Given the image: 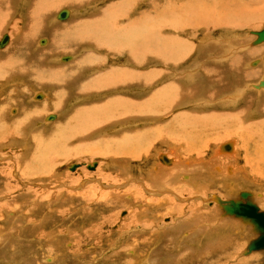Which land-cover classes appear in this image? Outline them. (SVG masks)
Segmentation results:
<instances>
[{"label":"rangeland","instance_id":"obj_1","mask_svg":"<svg viewBox=\"0 0 264 264\" xmlns=\"http://www.w3.org/2000/svg\"><path fill=\"white\" fill-rule=\"evenodd\" d=\"M28 1L31 2V0ZM94 1L96 3H93V0H87L82 5L80 4V7H78L79 4L77 3V1H74V3L76 4L71 5V3H68V5L65 6L64 4H62V6L58 8L57 6L55 7V4L53 5L52 3V7L48 6L49 8H51H48L50 11L48 14L49 17L46 21L47 27L56 30L57 33L60 28L62 29L65 26L68 27L72 23L71 21L75 18H77V20H84V18L86 17L90 18L96 12H98V10L103 9L109 3H116L119 0ZM157 1L161 2L162 0H156V2ZM20 2L21 0H13L11 3L12 6L8 11L9 14L12 13V16H10L12 20L9 19L10 17L8 18L9 20L7 19L8 25H14L15 21L17 20L18 29L16 28L15 31L19 32H14L15 35H19L20 32L26 30L25 22H23L26 17H24L23 14L14 15L15 12L18 13L20 11ZM147 2H149V0H138L135 2L136 4L134 3L135 6L132 4L133 7H130L129 12L127 11L126 13V19H132L136 17L140 11L143 12V10H146V7H149ZM75 6L77 9L75 8ZM64 8L71 9L70 11L72 14H70V17H68V19L64 21L56 20V13ZM74 9L75 11L77 10V12H75ZM78 10L80 11L78 12ZM102 14L104 13H101L99 17H101ZM151 15L153 16L154 14ZM18 20H20V22ZM142 25L141 28H146V23H143ZM263 27L264 18L253 24H245L244 26L237 27L232 30L226 29V32L224 28L217 27L212 31L206 32V34H209L208 37H210V39L220 37L218 39H222L221 45H217L214 40H212V43L210 41L206 46L201 45L202 29H198V31H194V33L192 31V39H188L187 37L185 38L188 39V42H191L193 46L195 45L194 48L196 47V50L200 48L198 46H202V58L207 57L208 54V58H211L214 54L218 55L224 53L225 49L227 48L226 44L228 43H226L225 38L227 39V37H231V35L234 36L233 38H229V44L240 46L244 43L247 46L245 47L243 45L240 51H234L232 52V55L228 57L227 60H238V62L234 63V66L233 68H231V70L229 69L230 66L226 62L227 60L220 63L214 61L213 58L205 60V65L212 66L213 64L214 66V64L216 63L215 66L218 65L217 68L220 69V74L218 75V77H214L212 80H210V78H207L208 80L206 79L210 82L209 84L207 81L205 82L203 78L204 76L202 75L199 76V78H197L198 80L196 79L195 82H191L192 84L190 83V85L189 83H185L187 86L183 85L181 81V83H179L181 84L180 86L187 88L185 89L187 90L185 92L188 93L186 97L187 99L185 97H178L179 101H176L177 105H175V108L173 109L171 114L172 119L170 118V116H168V114H162L163 116L160 115L159 117H154L152 114H150L151 117H147L146 109H148L149 107H141V109L137 108L134 110V112L137 110L136 113L138 112V116L139 114L144 115L139 116L141 117L139 118V121L131 118L128 119V117L126 116L124 118V122L118 124L115 123L114 120L116 119V113L119 112V108H117L118 111L115 108L113 109V111L115 112L111 110L112 112L109 113H112V115L108 114V116H110L112 119L109 117L106 118V120H108V122L110 123L105 125L104 128H101L102 131L100 135L95 134L98 131L97 130L95 133H86L87 136L81 134L84 139L81 138L79 134H70L68 138H65L68 140V142L65 139V141L60 140L61 142H59V145H63L65 147L62 148L63 153L62 151L58 152L59 157H61L62 155V159H60L61 162H59V164L56 166L55 171H50L48 173L50 176H43V179L41 181L37 180V182L36 180H34L32 183L26 184L22 181L19 182L20 180L18 181L14 176V166L17 165L16 162L20 163L21 161V163L19 164L21 166L22 163L24 164V162L28 163L29 161H31L34 153H37L39 150L43 149L45 140H43L42 146V143L39 144V142L43 138L37 137L35 135H32V137L35 138H30L31 136L28 133L29 129L28 127L24 126L26 133L23 138H25L27 142L25 149L23 150L24 146H20V141L14 142L16 140L12 141L10 139L11 137L9 138L3 136V134H0V204L2 205H0V209H3L4 211L9 210V215L5 217V219L0 220V264H264V247H261L262 249L257 248V250L251 247L253 241H255L261 234L257 221L252 217L238 215L224 209V207H229V205L231 206L236 203H249L255 205L259 210V213L264 214V205H262L264 203V179L262 180L260 178H257V176H254L247 177L246 180L252 179L251 182L242 180V173H238V170L235 168L236 166L238 168L239 166L243 165L242 148L243 146L244 148L249 147L251 141H249L250 139L248 140L247 138L240 139V137L236 138L234 136H229V134L232 132H228L229 129H231L229 128L231 127V114L235 113L234 122L237 125L234 126L239 127V125L248 122V119L242 121V119L244 120L245 114H240V108L241 106L245 105L244 102L246 99L248 102V108H252L255 102L259 100L260 102L258 107H264V88H246L249 83H255L256 81L260 80L264 71L262 70V66H260V64L256 66L247 65L248 62L254 59H262L261 57L264 55V43L257 44L255 46L248 45V43H250L254 38L250 31H260ZM210 29L208 28V30ZM136 30L137 29L134 27L133 32L136 33ZM33 31L34 29L28 34V36L30 37V41L28 42V49L30 50L29 52L32 53L35 51L34 53H38L40 48H42V50L44 49V47L48 48L47 45L50 39H48L49 37L46 35V32L41 31L34 33ZM163 31V33L162 30L159 31L162 33V36L170 35L173 38L174 36H184V34L188 30L184 31L185 33L183 32V34L181 35H178L179 33H176L173 30H170L169 32V29H163ZM150 32L151 34L149 36H154V39H156L155 33L157 32H155L154 30ZM229 32H231V34ZM4 34H7L10 37L9 39L11 41H9L3 48L0 47V55L1 53H4L9 49V46L12 42L11 34L8 28L1 31L0 38ZM238 34L242 38H237L236 36H239ZM37 38L38 41L36 44ZM42 38L46 40L43 44L39 42V40ZM222 45H224V47ZM87 46H91L90 49ZM94 47L95 45L93 43L84 44V46L75 45L72 47L73 49L71 51H61L55 53L47 58L48 65H45V67L50 69H58L61 68V66L63 67L75 62V60L82 56H93L92 59L94 62L92 63H95V65H92L91 67L86 69V71L89 70L88 74L90 75V77L95 76L103 70H106L110 65L111 67L114 66V68L122 67V63H124L125 60L124 57H118L119 61L118 59L115 60V58H108V53L106 52V50L103 51L102 49H98L100 51H96L97 49H94ZM207 49H209V51ZM230 49H232V47H230ZM196 50L195 53L191 54V56L190 52L192 51L189 52L188 56L190 59L196 56ZM204 51L206 53H209L204 54ZM26 54L27 53H25L24 58H27L28 55H30L27 54L26 56ZM192 55L194 56L192 57ZM33 56L34 55H31L30 57L34 58ZM98 56L106 58L105 60H103L104 64L97 65L96 61H98ZM62 57L69 58H67V61H61L60 58ZM143 67L144 68L140 67L141 71L149 69V67L145 65H143ZM140 68L137 70L140 71ZM236 70L237 72L241 71V73H236ZM164 72L162 73L163 75L161 74L162 77L159 76V83L158 85H155L156 88L159 85L161 86L163 84L172 82L171 80L174 81V79H170L172 73L170 74L169 70H165ZM190 73L194 74V71H191ZM21 78L24 80L23 77L15 75H10V77H7L3 80L0 79V91L6 92L10 90L9 92L15 95L16 90L19 87H22L21 91H18V95L21 94L19 98L22 100L25 108L31 107L29 111L32 114L28 113L27 116L33 115L31 117H33L34 119L32 118L33 123L31 122L30 127L32 131H34V133L35 131H42L43 133V130L48 128L49 125L52 126L56 124V122L58 123V121H61L64 116L68 115L73 110V108L75 109L81 105H84V103H92L95 100L93 104H96L97 102L104 101L107 98H115L120 96L130 98H132L133 96L134 98H140L143 95V97H147V94L155 89V87L152 86L148 89L146 87L143 89L144 93L142 90L138 91V93L137 91H134L141 86H136L134 88L127 87L128 89L124 87H119V89L111 88L108 89V91H111V93L102 91L99 92L100 95L98 93H95L93 95L90 94V96H88L86 99H80L79 101H77L78 96L74 94L72 96L70 94L71 96L68 95L66 99L67 103L65 100V107H63L64 112L62 111L61 113V111L59 110L41 112L38 118L35 119V117L37 116H35L34 113L37 111H33L34 104L35 106H37V104H39L38 102L45 100L46 98H44V93L47 95L50 91L52 93L54 89L50 88H52L53 85L50 83L51 85L47 84V86H41L40 84L36 86L34 82L31 84L29 82L27 83L26 81H23L24 83H22L20 82V80H22ZM177 78L179 80L183 78L182 74H179ZM12 79H14L15 81H12ZM214 79H216V81ZM219 79L220 81H218ZM163 81L164 83H162ZM175 81L178 82L177 79ZM5 82L8 83L5 84ZM199 86L200 88L202 86L204 87H202L203 89L201 88V94L205 97V93L207 92L205 98L208 97V99L210 98L209 100L212 101L214 99L216 100L215 97H219L223 93L226 94L230 90L233 91V89H235L234 87L239 89L245 87V94L241 98L239 104L233 107L226 106V108L222 105H217L213 104V102H210V105H200V110L196 108V110H194V107H191V105H187L186 103L191 104L195 100H197V98L195 99L194 97L200 94L198 93L199 91H197L198 89L196 88H199ZM193 87L197 89L194 92L192 91L194 89ZM206 87H208L207 90L205 89ZM36 93H42L43 95L41 94L42 97L40 99H36L35 96H33ZM15 98L17 99V97ZM182 100L184 102L186 101L185 105ZM189 100L192 102L189 103ZM9 101L10 103L13 102L12 99ZM166 106H171V100L162 101L159 108L162 109ZM11 108L12 111H10L11 115L8 116V120H12L18 115V109H16L17 106H13ZM189 112H192L193 114H204V119H208H205L206 121L204 123L206 124H204L205 129L203 128V130L206 133L203 132L202 137L203 139L206 138V144L204 147H200L203 157L201 161L197 160V162V150H194L193 153L191 152L192 154H189L190 150H188L186 148V145L184 144L185 141L187 142L193 139L192 135H185L186 133H182L179 135V137L176 138L174 137L176 133H170L172 131V128L174 130H177L181 126L188 131H193L195 129V123H184ZM50 114L54 115V118L51 120H47L46 116ZM113 115L115 117H113ZM164 115L166 116V118H164ZM215 117H217L218 119L216 118V120ZM219 117L221 120L219 119ZM240 117L242 123L236 122L235 120ZM250 118L254 121L260 118L263 120L264 110L257 116L251 115ZM224 119L226 120L224 121ZM132 120L134 122H131ZM89 123L93 122L90 121ZM169 123H171L172 128L171 126L166 127ZM212 124H214V128L209 126H212ZM205 125L207 127H205ZM77 126L74 127V129H77ZM156 126L158 128L160 127L161 129L154 132L155 137L152 139V137H149L152 136V134L148 132L150 131V129H152V127L156 128ZM71 127L73 128V125ZM255 127L257 128V126ZM134 129H141L140 134L144 137H149L147 143L145 142V139L144 143H142L145 147V150L135 151L137 154L144 153V156L140 155L135 158L122 154H117L115 156L114 153H110L103 157L98 155L91 157L89 156V154H87V149H89L90 146L98 145V138L101 139L109 137L108 140L110 144L116 142V144H120V142L123 144L124 138L127 139L132 137V135H130V131H134ZM76 131H78V129ZM181 131L184 132V130ZM122 133V139H115L116 136H118L119 134L122 135ZM95 135L96 137H94ZM59 137L63 139L62 136ZM91 138L93 141L90 140ZM172 138L174 139V141ZM229 139L232 140L237 146L235 156L230 155V157H223L218 154L222 155L226 153H218V151L216 154V146L220 145L221 142L228 141ZM183 140L184 142H182ZM208 140H210V142ZM1 141L3 142L1 143ZM167 141L169 142V144H166L168 143ZM178 141H180L182 144ZM62 142L66 144L64 145ZM38 145H41L40 148L42 149H37ZM72 148H74L73 151ZM68 149L71 150L75 156L72 155V153H69L70 151ZM159 153L173 155L176 162L169 165V168L165 165H161L160 163H158V161H156L157 154ZM65 154H67V156H65ZM113 156L115 157L113 158ZM17 157H20V161H18L19 159ZM94 162H97V165L94 169L90 170L89 168ZM153 163H156L157 166L155 167V164L153 165ZM199 163H202V166H198ZM72 164H76L78 166H76L74 170H71L69 169V167ZM102 164H107V167H102ZM186 164L194 166L190 167L191 172H184L185 170H182L186 167ZM152 165L154 168L151 167ZM178 165H181L179 174L173 178L169 177L162 182L150 180L149 177L151 175H154V172L152 174H147L148 172L153 171L156 168H161L162 170L180 168ZM228 165L233 169L231 173H228L227 169L225 168L228 167ZM30 166H32L33 169V165ZM100 170L103 172H101ZM225 172L227 173L225 174ZM234 174H237V176H239L233 178L232 175ZM137 176L140 177L139 181L133 179H138ZM40 177L41 176L39 175V178ZM255 177L257 180L255 179ZM48 179H50V181ZM180 182H183L185 184H180ZM9 183L11 185L13 184L12 189L14 188V190H11L12 193L6 190L10 188ZM198 183L200 184L199 187H197ZM188 184H190L191 186ZM29 192L30 194H28ZM47 193L50 195L49 197L44 196V194ZM14 195H17V197H14ZM112 197L114 198L113 200H111ZM133 197L139 198L140 202L133 201ZM155 199H164V202H167L166 205L164 204V206L170 208L164 210V206L163 209L159 208L158 206H146V200L153 201ZM5 201L9 203H4ZM23 206L26 209L31 206L33 208L36 207L35 211L32 208L33 213L29 214V219L25 221H23L22 215V211L24 210L22 208ZM3 210L0 211L3 212ZM138 210L140 211L137 213ZM208 213H212L214 214V216L212 214L208 215ZM252 220L256 224H254L256 227L250 223ZM8 222H12V224H9ZM15 224H17V226Z\"/></svg>","mask_w":264,"mask_h":264},{"label":"bare ground","instance_id":"obj_2","mask_svg":"<svg viewBox=\"0 0 264 264\" xmlns=\"http://www.w3.org/2000/svg\"><path fill=\"white\" fill-rule=\"evenodd\" d=\"M12 1L13 0H0V29H1V31H3L4 29L6 30V28H8L10 31V34H11V38H12V42L9 46V49L6 52L1 53V55H0V79L3 80V79H6L7 77H10V75H15V76H19V77L24 78V80L22 78H21L22 80H20V82H22V83H24L23 81H26L27 83L29 82L31 84L34 82V84L36 86H38L39 84L41 86L42 85L47 86V84L53 85V87L50 89H54V91L51 93V91L49 90L50 92L48 95L44 93V96H45L44 98H46V99L38 102L39 104H37V106H35V104H34L33 111H37L35 113L33 112L35 114V116H37V117H35V119L38 118V116H39V114H41V112H49V111L59 110L62 113L63 107H65L64 106L65 100L67 99L68 95L73 96V94H74V95L78 96L77 101H79L80 99L81 100L86 99L88 96H90V94H92V95L95 93L99 94V92H102V91H106V92L111 93V91H108V89H111V88H118V89H119V87L134 88L136 86H138V87L141 86V87L138 88L140 90L137 89L134 91V89H133L134 92H136V91L138 92V91L142 90L144 93V90H143L144 88L147 87V89H148L151 86L155 87V85H158V83H159L158 78H159V76H161V74L165 70H169L170 74L172 73L170 76V79H174V81L171 80L172 82H170V83L163 84L161 86L159 85V86H157V88L155 87V89H153L152 92H149L147 94V97L146 96L143 97V95L140 98H136V97L134 98L133 96H132V98L120 96V97H115V98L114 97L107 98L101 102L96 101L97 102L96 104L95 103L93 104V102H95V100L92 103H88V102L86 104L84 103V105H81L75 109L73 108V110L68 115L64 116L61 121H58V123L56 122V124H54L52 126L49 125L48 128L43 130L44 131L43 133H42V131H35V133H34V131H32V129L30 127L31 122L33 121L34 118L31 117L33 115L27 116V114L30 113L29 110L31 107L25 108L24 104L22 103V100L19 98V96H21V94L18 95V93H19L18 91H21L22 87L21 88L19 87L16 90V92H15L16 96L13 93L9 92L10 90L6 91V92L0 91V119H1L0 134H3V136L9 137V138L11 137L10 139L12 141L16 140L14 142L20 141L19 142L20 146L21 145H22L21 147L24 146L23 150L25 149L26 142H27V140L25 138H23L25 133H26L24 126L28 127V129H29L28 133L31 136L30 138H35V137H32V135L43 138L39 142V144L42 143V146H43V140H45L43 149L40 148L41 145H38L37 149L40 148L42 150H39L37 153H34L32 160L29 161L28 163L24 162V164L22 163L20 166L19 165L21 163L20 157L19 158L17 157L19 159L18 161H20V163L16 162L17 165L14 166V168H15L14 176L17 178L18 181L20 180L19 182L22 181V182H25V184L26 183H32L34 180L41 181L43 179L42 177L46 176V175L48 176L49 175L48 173L50 171H55L56 166L59 164V162H61L60 159H62L61 158L62 155H61V157H59L58 152H61L62 148L64 147L63 145H61V146L59 145L60 144L59 142H61L60 140H64L65 138H68V136L70 134L71 135L72 134H75V135L79 134V136L84 139V137H82L81 134H83L85 136L86 133H88V134H91L92 132L95 133L97 130L98 131L95 134L100 135L101 131H102L101 128H104L105 125L110 123V122H108V120H106L107 117L111 118L110 116H108V114L110 112H112L113 109H115V108L116 109L119 108V112L116 113V119L114 120L115 123H118V124H121V122H124V120H125L124 118L126 116L128 117V119L131 118V119H135V120L139 121V118H141L139 116L140 115L144 116V115L139 114V116H138V112L136 113L137 110L135 112H134V110L137 108L141 109V107H143V108L149 107L148 109H146L147 110V113H146L147 117H149L150 114H152L154 117H157V116L159 117L162 114H168V116H170V118L172 119L171 114H172L173 109L175 108V105H177L176 101L178 100V97H180V98L185 97L186 98L187 94H188L187 92H185V91H187V90H185L187 88L180 86L181 84H179V83H181V81H182L183 85H186L187 83H189V85H190L191 82L192 83L195 82L196 79L199 78V76H201V75L204 76L203 78H204L205 82L208 80L207 78H210V80H212L214 77L215 78L218 77V75L220 74V69L217 68L218 65L215 66L216 63L214 64V66H213V64H212V66L205 65L204 61L207 59L209 60V59L213 58L214 61H217L218 63L225 62V60H227L228 57L232 55V52L238 51V50L240 51V49L242 48L243 45L245 47L247 46L244 43L240 46L229 44V38H233V36H234V35H231V37H227V39L225 38L226 43L227 42L228 43L226 44L227 48L225 49L224 53H221L218 55L214 54L213 57H211V58L210 57L208 58V56H209V54H208L207 57L202 58V53H203V52H201V50H203L202 46H198L200 48H198V50H196V47L194 48L195 45L193 46V44L191 42H188L189 38L192 39V31L194 33V31H198V29H202V38H201L202 44L200 43L201 45L206 46L209 44L210 41L212 43V40H214V42L217 45L218 44L221 45L222 39H218L220 37L215 38V39H210V37H208L209 34L207 35L206 32L212 31L213 29H216L217 27L224 28L225 32H226V29L232 30V29H235L237 27L244 26L245 24L246 25L253 24V23L260 21L264 18V0H162L161 2H159V1L156 2V0H149V2H147L149 7H146V10H143V12L140 11L138 13V15L132 19H126L127 11L129 12V8L133 7L132 4L135 6V4H136L135 2L138 0H119L116 3H114V2L109 3L103 9L98 10V12H96L90 18L86 17V18H84V20H77V18L74 19V17H73L74 20L71 21L72 23L70 25L67 24V25H69L68 27L65 26L62 29L60 28V30H58L56 33V30H53L52 28H48L47 24H46L47 23L46 21L49 17L48 16L49 11H50L49 9L52 7V3H53V5L55 4V7L57 6V8H58V7L62 6V4H64V6L68 5V3H71V5L76 4V3H74V1H77V3L79 4L78 7H80V4L82 5L87 0H31V2H29L28 0H21L20 3L22 5L19 3L20 11L18 13L15 12L14 15L23 14L24 17H26V19L23 21V22H25L26 30L20 32L19 35L16 34L17 35L16 36L14 32H16V33L19 32V31H15L16 28L18 29L17 20L15 21L14 25H8V20L9 19L12 20V18L10 17V16H12V13L9 14V12H8L12 6L11 5ZM14 1H16V0H14ZM94 2L95 1L93 0V3ZM48 6H51V7L49 8ZM75 8H76V6H75ZM67 10H68V16L66 18L58 19L57 18L58 13H57L55 15V19L60 20V21H64V20L68 19V17H70V14H72V13L70 11L71 9H67ZM74 11H75V9H74ZM79 11L80 10H78V12ZM75 12H77V10ZM101 13H104V14H102L103 17H102V15H101V17H99ZM150 13L154 14V15L152 16ZM145 15H146V18H145ZM144 19H145V22H144ZM18 21L20 22V20H18ZM143 23H146V25H145L146 28L145 27L141 28V25ZM4 27H6V28H4ZM134 27L137 29L136 33L133 32ZM208 28L209 29L211 28V29L208 30ZM33 29H34V31H33L34 33L45 31L46 35L49 37L48 39H50V41H51V42L50 41L48 42V45H47L48 48L44 47L43 50H42V48H40L38 53H34L35 51L30 53L29 52L30 50L28 49V42L30 41V37L28 36V34ZM152 29L155 32H157V33L154 32L156 35V39H154V36L153 37L149 36L151 34L150 31H153ZM163 29L164 30L169 29V32H170V30L171 31L173 30L176 33H179L178 35L183 34L184 31H187V30L188 31L186 33L184 32L185 33L184 36L182 35V37H184V38H182L180 36H174L172 38L170 35L169 36H162V33L164 32ZM160 30H162V33L159 32ZM1 31H0V33H1ZM231 32H229V33L231 34ZM255 32H259V31H252V32L250 31V33L254 36V38L250 43H248L249 46H255L257 44L264 43V41H262L260 43H257V42L254 43V39H256V34H254ZM186 34H188V35H186ZM173 35H175V34H173ZM41 36H44V35H41ZM177 37H179V38H177ZM185 37H187L188 39H186ZM236 37L242 38L240 35L236 36ZM9 38L10 37L8 36V42L11 41ZM37 41H38V38L36 40V44H37ZM44 41H46V40L43 38L39 40V42L41 44H43ZM243 42H245V41H243ZM89 43H93L95 45L94 49H97L96 51H100L98 49H102L103 51L106 50V52L108 53V58H115V60H116V59H118V57H120V58L124 57L125 60H124V63H122V64L123 65L125 64V65L124 66L122 65L121 68H116V67L114 68V66L111 67V65H110L107 67L106 70H103L102 72H99L95 76H91V77L88 74L89 70L86 71V69H88L92 65H95V63H92V62H94L92 59L93 56L92 57H90V56H84L83 57L82 56V57L78 58L77 60H75V62H73L71 64L67 63L68 65L63 66V67L61 66V68H58V69H50V68L45 67V65H48L47 64V58L49 56H51L55 53L61 52V51H71L73 49L72 47L75 45H77V46L83 45L84 46V44H89ZM222 46L224 47V45H222ZM87 47H89V46H87ZM90 47H89V49H90ZM230 47H232V49H230ZM195 50L197 51L196 56L193 57L194 55H192L193 58L190 59L188 56L189 52L192 51V52H190V56H191V54L195 53ZM207 50L209 51V49H207ZM25 53L30 54V55H28L27 58H24ZM205 53L206 52L204 51V54ZM207 53H209V52H207ZM27 54H26V56H27ZM31 55H34L33 56L34 58H31L30 57ZM20 56H21V58H20ZM67 58H69V57H62V58H60V60L61 61H67ZM261 58L262 59H260V58L254 59V60L248 62L247 65L256 66V65L260 64V66H262V70H264V55ZM105 59L106 58H104V57L98 56V59H97L98 61H96L97 65L104 64L103 60H105ZM118 61H119V59H118ZM226 62L230 66L229 69L231 70V68H233V66H234V63L238 62V60L237 59H232V60L229 59ZM262 63H263V65H262ZM143 65L149 67V69L141 71V68H144ZM244 65H246V64H244ZM132 68H134V69H132ZM135 68H136V70H135ZM139 68H140V71L137 70ZM237 70H236V73L239 72V71L237 72ZM191 71H194V74H191L190 73ZM239 73H241V71ZM179 74L180 75L182 74V76H183V78H181L180 80L177 78L179 76ZM247 74H249V73H247ZM166 75H167V73H166ZM168 76H169V74H168ZM176 79L178 80V82L175 81ZM13 80L14 79H12V81ZM214 80L216 81V79H214ZM16 81H18V80H16ZM166 81H167V78H166ZM218 81H220V79ZM8 82H5V84ZM207 82H208V84L210 83L209 81H207ZM261 82L264 83V71H263V74H262V77L260 80L256 81L255 83L254 82L249 83V85H247L246 88H248V87L255 88V89H258L261 87L264 88V84H261ZM162 83H164V81ZM211 84H213V83H211ZM191 86H193V85H191ZM209 86H211V85H209ZM193 88H194L192 90L193 92L198 89L197 91H199L198 93H200L196 97L193 96L195 99L197 98V100H195V101L193 100L194 102L191 104L186 103V101L185 102L183 100L182 101L184 102V105L186 103L187 105H191V107H194V110H196V109L200 110L201 109V107H199L200 105H207L210 102H213V103L218 102V104H220L224 107H226V106L233 107V106L239 104L241 98L245 94V92H244L245 87L242 89L234 87L235 89H233V91L230 90L231 92L229 91L226 94L223 93V92H225V91H223L222 92L223 94H221L220 96L218 95L219 97H215L216 100L214 99L215 101L214 100L212 101V100H209L210 98L208 99V97L205 98L206 93H207L206 90L208 87L205 88L206 89L205 90V92H206L205 97H204V95L201 94L202 93L201 91L204 87L202 89L200 88V86H199V88L196 87L197 89H195V87H193ZM221 90H220V92H221ZM216 92H217V90H216ZM41 94L42 93H36L33 96H35L36 99H40L43 95V94L42 95ZM11 95H14V96H11ZM15 97H17V99ZM11 99L13 100V102L10 103L9 100H11ZM75 100H76V98H75ZM169 100H171V106H166L162 109L159 108L160 103L162 101H169ZM73 102H75V101H73ZM190 102H192V101L189 100V103ZM259 102H260V100L255 102L254 106H252V104H251L252 108H248L247 99L245 100V102H244L245 105L241 106V108H240V114H245L244 120L242 119V121H245L248 119V122L247 123L245 122V124L239 125V127L234 126V125H237L234 122L235 113H233V114L230 113L232 115V117L230 119L231 127H229V128H231V129H229L228 132H232V133H230L229 136H234L236 138L240 137V139L241 138H247L248 140L250 139L249 141H251V144L249 145L250 148L249 147L244 148V146L242 148L243 149V152H242L243 165L239 166L238 168H237V166L236 167L234 166L238 170V173L239 172L242 173L241 174L242 180H246L247 177H254V176H257V178H260L262 180L264 179V118H263V120L260 118V119L255 120V121L251 120V118H250L251 115L257 116L260 113H262V111L264 110L263 109L264 107L263 108L258 107ZM66 103H67V100H66ZM13 106L14 107L17 106L16 109H18V111H17L18 115L16 118H13V119L11 118L12 120H10V119L8 120V116L11 115L10 111H12L11 107H13ZM117 111H118V109H117ZM113 112H115V111H113ZM30 114H32V113H30ZM109 115H112V113ZM203 115L204 114H197V113L193 114L192 112L188 113V116L185 119L184 123H187V124H191L192 122L195 123V129L193 131H188L187 129H184L180 124L179 125L181 127H179L177 130H174L172 128L171 123H169L166 126V127L171 126L172 131L170 133L171 134L176 133V135H174V137H176V138L179 137V135L182 133L183 134L186 133L185 135H192L193 139H191L187 142L185 141L186 143L184 142V140L182 142H184V144L186 145V148L188 150H190L189 154H192L194 152V150H197L196 155L198 157H196V162H197V160H199V161L202 160L203 156H202L200 147H204L206 144V141H205L206 138L203 139L202 137H203V132H204V130H203L204 124H206L204 122L208 119L205 118L206 119L205 120ZM113 117H115V116L113 115ZM220 117H219V119H220ZM236 117H238V116H236ZM53 118H54V115H52V114L46 116L47 120H51ZM164 118H166V116ZM216 118L217 117H215V119ZM240 119H241V117L237 118L235 121L238 123H242ZM119 120H121V121H119ZM141 120H143V119H141ZM144 120H146V119H144ZM225 120L226 119H224V121ZM90 121L93 123H89ZM131 122H134V121L132 120ZM87 124H89V125H87ZM72 125H73V128L71 127ZM74 125H76V126L78 125L77 126L78 131H76L77 130L76 128L74 129V127H76ZM213 125L214 124H212V126L211 125H209V126L214 128ZM121 126H119V127H121ZM255 126H257V128ZM116 127H118V126H116ZM205 127H207V126L205 125ZM44 128H45V126H44ZM159 129H161V128L160 127L158 128L157 126H156V128L152 127V129H150V131L148 132V133L152 134V136H149V137H152V139H153L155 137L154 132L156 130H159ZM181 130H184V132H182ZM122 132H123V130H122ZM140 133H141V129H139V130L134 129V131H130V135H132V137L127 138V139L124 138L123 144L121 142H120V144H116L117 142L110 144L109 140H108L109 137H105V138H101V139L95 138L98 140V145L90 146L89 149L86 148L88 150L87 154H89V156H91V157L96 156V155L103 157V156H106L110 153H114L115 156L117 154H122V155H128V156L137 158L138 156L143 155L144 153L137 154L135 151L145 150V147L143 146L142 143H144V139H145L146 143L149 140L148 139L149 137L148 138H147V136L144 137ZM204 133H206V132H204ZM93 134H92V136H93ZM109 135H111V134H109ZM212 135H214V134H212ZM59 136H62L63 139H61ZM94 137H96V135ZM102 137H103V135H102ZM122 137H123V133H122V135L119 134L118 136H116L115 139L120 140V139H122ZM170 137H171V135H170ZM74 139H76V138H74ZM49 140H51V141H49ZM65 140H67V139H65ZM78 140H81V139H78ZM90 140H92V138ZM210 140H212V139H210ZM210 140H208V141L210 142ZM3 141H1V143ZM173 141H174V139H173ZM21 142H23V143H21ZM67 142H68V140H67ZM178 142H180V141H178ZM178 142H177V144H178ZM166 144H169V142ZM177 144H176V146H177ZM89 145H91V144H89ZM66 147H68V146H66ZM82 147H83V144H82ZM73 149L74 148H72V151H73ZM183 149H181V150H183ZM181 150H180V152H181ZM69 151H70L69 153H72L71 150H69ZM215 151H216V154H217V151H218V153H226V154H222V155L218 154V155L223 156V157H230V155L235 156L236 151H237V146L232 140L229 139L228 141L221 142L220 145L216 146ZM238 152H239V150H238ZM62 153H63V151H62ZM229 153H231V154H229ZM214 154H215V152H214ZM72 155H74V154L72 153ZM186 155H187V153H186ZM237 155H236V158H237ZM65 156H67V154H65ZM115 156H113V158ZM155 159H156V157H155ZM63 160H64V158H63ZM156 161H158V163H160L161 165L167 166L168 168H169V165L176 162L173 155H169L166 153L157 154V160ZM186 161H188V160H186ZM242 161H241V163H242ZM189 162H190V160H189ZM25 163H27V164H25ZM154 164L156 167L157 166L156 163H153V165ZM30 165H33V169H32V166H30ZM96 165H97V162H94L90 166L89 169L90 170L94 169L96 167ZM153 165L151 166L152 168H154ZM76 166H78V165H76ZM101 166L107 167V164H102ZM191 166L194 167L193 165H187L186 164V167L183 168L182 170L183 171L185 170L184 172H188V171H190ZM198 166H202V163H199ZM179 167L180 168L167 169V170H162L161 168H156L155 170L150 171L147 174H152L154 172L155 174L151 175L149 177L150 180L162 182V181L168 179L169 177H172V178L176 177L179 174V170H181V165ZM225 168L227 169L228 173H231L233 171L232 167H230L229 165H228V167H225ZM164 169H166V168H164ZM109 170H111V169H109ZM158 170H159V172H158ZM0 172H1V170H0ZM101 172H103V171H101ZM227 172H225V174ZM39 175L41 176L40 178H39ZM238 176H237V174L232 175L233 178H236ZM137 178L138 179H136V178H133V179L139 181L140 177L137 176ZM255 179H256V177H255ZM48 180L50 181V179H48ZM251 180H246V181L251 182ZM256 180H255V182H256ZM182 183L183 182H180V184H182ZM183 184H185V183H183ZM203 184H204V182H203ZM12 185L10 184L11 189L10 188H8V189L4 188V189H6L10 193H12L11 190L12 191L14 190V188L12 189ZM188 185H190V184H188ZM199 185L200 184L198 183L197 187H199ZM15 187H16V185H15ZM6 190H5V192H6ZM187 190H188V188H187ZM28 194H30V192ZM20 195H22V194H20ZM22 196H24V195H22ZM44 196L49 197L50 195L47 193V194H44ZM14 197H17V195H14ZM113 199L114 198L112 197L111 200H113ZM132 199H133V201L140 202V199L137 197H133ZM44 200H46V199H44ZM4 203H9V202L5 201ZM28 203H29V201H28ZM166 203L167 202H164V199H161V200L155 199L153 201H150V200L145 201V204H147L146 206H149V207L158 206L161 209H163V206H164V204L166 205ZM262 205H264V203ZM229 207H230V205H229ZM22 208L24 209L22 211L23 221L29 219L28 215L33 213L32 212L33 209H34V211L36 210L35 209L36 207L33 208L32 206L27 208V209L24 208V206ZM168 208H170V207L164 206V210H167ZM227 208H228V206L224 207L225 210H227ZM0 210H3V209H0ZM139 211L140 210H138L137 213ZM257 212L259 213L258 209H257ZM214 213H216V212H214ZM211 214L208 213V215H211ZM8 215H9V210L8 211L3 210V212L0 211V220L5 219V217H7ZM212 215L214 216V214H212ZM249 217H252V216L249 215ZM130 218H131V216H130ZM8 223L12 224V222H8ZM38 223H40V222H38ZM250 223L253 224V226L256 225L253 220ZM15 225L17 226V224H15ZM254 249L257 250V248H254ZM259 249H262V248H259Z\"/></svg>","mask_w":264,"mask_h":264},{"label":"water","instance_id":"obj_3","mask_svg":"<svg viewBox=\"0 0 264 264\" xmlns=\"http://www.w3.org/2000/svg\"><path fill=\"white\" fill-rule=\"evenodd\" d=\"M68 16V10L66 8L61 9L58 14L57 18L58 19H64ZM256 34V39H254V43H260L264 41V28L259 31L255 32ZM8 42V36L7 34L3 35V37L0 39V47H3L6 43ZM261 84H264L261 82ZM76 168V164H72L69 169L74 170ZM232 209V210H231ZM227 211L236 213L238 215H243V216H252L253 219H255L258 223L259 229L261 231V234L259 237L253 241L252 243V248H261L264 247V214L263 213H258L257 212V207L255 205L245 203V204H234L231 205L230 207L227 208Z\"/></svg>","mask_w":264,"mask_h":264},{"label":"crops","instance_id":"obj_4","mask_svg":"<svg viewBox=\"0 0 264 264\" xmlns=\"http://www.w3.org/2000/svg\"><path fill=\"white\" fill-rule=\"evenodd\" d=\"M59 12V11H58ZM57 14V13H56ZM213 104H217V105H220V104H218V102H215V103H213ZM218 107V106H217Z\"/></svg>","mask_w":264,"mask_h":264}]
</instances>
